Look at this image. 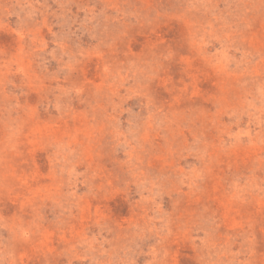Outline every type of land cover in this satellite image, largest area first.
Wrapping results in <instances>:
<instances>
[{
    "label": "rangeland",
    "instance_id": "374dc122",
    "mask_svg": "<svg viewBox=\"0 0 264 264\" xmlns=\"http://www.w3.org/2000/svg\"><path fill=\"white\" fill-rule=\"evenodd\" d=\"M0 264H264V0H0Z\"/></svg>",
    "mask_w": 264,
    "mask_h": 264
}]
</instances>
